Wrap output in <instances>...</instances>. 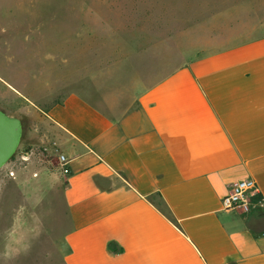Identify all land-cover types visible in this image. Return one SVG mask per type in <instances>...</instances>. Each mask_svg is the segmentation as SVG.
<instances>
[{"label":"crops","instance_id":"obj_1","mask_svg":"<svg viewBox=\"0 0 264 264\" xmlns=\"http://www.w3.org/2000/svg\"><path fill=\"white\" fill-rule=\"evenodd\" d=\"M101 98L83 85L45 112L70 161L66 263L264 264V209H222L243 178L264 199V35L197 55L122 112Z\"/></svg>","mask_w":264,"mask_h":264},{"label":"rangeland","instance_id":"obj_2","mask_svg":"<svg viewBox=\"0 0 264 264\" xmlns=\"http://www.w3.org/2000/svg\"><path fill=\"white\" fill-rule=\"evenodd\" d=\"M264 35V0H0V108L21 119L0 169V264H67L47 109L85 85L109 109L197 55Z\"/></svg>","mask_w":264,"mask_h":264},{"label":"built area","instance_id":"obj_3","mask_svg":"<svg viewBox=\"0 0 264 264\" xmlns=\"http://www.w3.org/2000/svg\"><path fill=\"white\" fill-rule=\"evenodd\" d=\"M58 165L61 173L68 176L71 173L68 156L57 149ZM264 209V199L259 193L257 183L252 178H243L229 184L228 192L222 198V209L239 210L249 214L256 209Z\"/></svg>","mask_w":264,"mask_h":264},{"label":"water","instance_id":"obj_4","mask_svg":"<svg viewBox=\"0 0 264 264\" xmlns=\"http://www.w3.org/2000/svg\"><path fill=\"white\" fill-rule=\"evenodd\" d=\"M22 121L0 108V169L13 156L22 137Z\"/></svg>","mask_w":264,"mask_h":264}]
</instances>
